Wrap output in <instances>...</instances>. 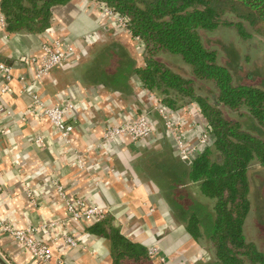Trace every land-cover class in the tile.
Segmentation results:
<instances>
[{
	"label": "trees",
	"instance_id": "1",
	"mask_svg": "<svg viewBox=\"0 0 264 264\" xmlns=\"http://www.w3.org/2000/svg\"><path fill=\"white\" fill-rule=\"evenodd\" d=\"M71 1L0 0L4 31L41 36L51 28L52 9ZM94 1L124 20L131 39H139L143 62L137 66L131 51L111 38L94 49L81 80L128 93L135 76L165 108L197 107V123L205 122L214 138L210 146L191 162L171 156L157 160L152 153L144 159L153 165L175 219L210 255L209 264H264V252L244 231L251 210L247 173L258 167L264 174V87L250 79L236 81L234 64H219L217 49L202 42L206 33L221 28L244 40L255 34L264 41V0ZM163 57H178L182 72ZM87 231L107 240L110 264L152 262L147 250L126 239L109 218Z\"/></svg>",
	"mask_w": 264,
	"mask_h": 264
},
{
	"label": "crops",
	"instance_id": "2",
	"mask_svg": "<svg viewBox=\"0 0 264 264\" xmlns=\"http://www.w3.org/2000/svg\"><path fill=\"white\" fill-rule=\"evenodd\" d=\"M87 34L93 37L91 42L84 40ZM46 38L73 42L76 53L71 61L55 66L41 80H36L35 65L29 61L40 59V45ZM111 38L128 48L137 66H141L143 59L136 54H142L135 49L133 39L111 28L89 0H72L54 7L51 28L41 36H8L0 30V62L12 68L13 76L8 90L0 93V104L9 108L12 115L9 122L0 116V130L5 127L0 132V218H8L23 229L52 219H65L63 199L54 185L57 181L66 198L84 196L105 209V218L111 219L112 225L132 243L146 250L156 246L164 261L151 264H209L210 255L175 219L160 191L161 181L153 177V165L144 159L152 153L157 160L166 156L179 160L155 112L150 115L159 135L147 145L124 141L122 148L110 146L109 152L107 147L92 149L104 124L129 120L133 113L150 110L157 102L154 94L140 87L135 76L130 78L128 93L81 80L82 67L94 49ZM2 84L0 76V89ZM25 87L39 95L45 104L54 106L68 99L75 102V109L68 116L74 126L69 145L47 121L26 113L30 98L23 92ZM183 111L177 112L186 117ZM190 113L189 125L183 127L185 136L194 133L191 124L197 120L198 114L194 110ZM36 136H41L44 142L36 144ZM77 154L82 155L84 170L77 166ZM25 186L35 202L27 197ZM67 228L76 238L77 246L69 248L59 240L54 241L50 246L52 257L46 264H110L107 240L90 234L88 228L77 222L69 221ZM56 231L54 228L53 232ZM35 236L48 241L40 233ZM0 255L8 264H40L9 237L0 240Z\"/></svg>",
	"mask_w": 264,
	"mask_h": 264
},
{
	"label": "built area",
	"instance_id": "3",
	"mask_svg": "<svg viewBox=\"0 0 264 264\" xmlns=\"http://www.w3.org/2000/svg\"><path fill=\"white\" fill-rule=\"evenodd\" d=\"M89 3L98 11L100 16L108 21L110 27L116 32H125L129 34L123 19L114 15L111 10L99 2L89 0ZM4 27V18L0 14V30H4ZM92 39L93 37L91 35L87 34L84 36L86 42H91ZM133 41L135 43V49L141 53L139 39L135 38ZM40 50L42 52L40 59L35 60L32 58L29 61L35 65L34 78L36 80H41L55 66L71 61L76 53V45L67 40L46 38V40L41 43ZM11 71L12 68L10 66L0 62V76L3 80L0 93L4 94L8 90V86L13 80ZM19 80L24 82L23 77H20ZM23 92L30 98L26 113L37 119L47 121L53 131L58 134L59 138L66 145H69L70 133L74 130V126L68 121V116L75 109V102L68 99L61 104L53 106L42 102L40 96L30 90L29 87H25ZM148 94L151 93L148 92ZM149 109L150 110L133 113L129 120H121L119 122L112 120L104 124L101 127L98 141L92 146V149L104 150L107 147V151L109 152L112 147L122 148L123 145H125L124 141H128L132 145H147L152 142L159 135V129L151 119V112H155L159 117L163 131L174 144L180 160L191 162L203 147L212 144L214 138L208 132L205 122L199 124L196 123V121H192L193 125L191 124V127L193 126L194 133L185 136L183 127L189 125V118L191 117L190 111L194 110L198 113V109L194 104L187 105L180 109L184 110L183 112L187 114L186 117L181 116V114L177 112L178 110L173 111L165 108L159 101ZM0 116L4 121L9 122V119L12 117L10 109L0 104ZM4 131L5 127L0 130L1 133ZM34 142L36 144H42L44 141L41 136H36ZM110 146L111 148L109 149ZM76 163L80 170L85 169L81 154L76 155ZM54 185L58 195L63 199V207L66 213L65 219H52L39 226L23 229L17 227L15 223L8 218H0V240L4 237L13 239L21 250L28 254L32 260L38 261L40 264H46L50 261L52 257L50 246L54 241L59 240L69 248H75L77 246L76 238L67 228V223L69 221L77 222L84 228H88L92 224L101 222L106 217V210L90 203L86 197L77 195L66 198L63 186L59 185L57 181L54 182ZM24 191L31 202H35L36 199L32 196L29 188L25 186ZM54 228L57 229L56 233L53 232ZM38 233L42 234L48 241L36 238L35 235ZM147 252L152 261L160 263L164 261L163 258L158 256V249L156 246L148 247Z\"/></svg>",
	"mask_w": 264,
	"mask_h": 264
},
{
	"label": "rangeland",
	"instance_id": "4",
	"mask_svg": "<svg viewBox=\"0 0 264 264\" xmlns=\"http://www.w3.org/2000/svg\"><path fill=\"white\" fill-rule=\"evenodd\" d=\"M247 31L252 34L249 28ZM202 42L217 49L219 64L228 67L224 63L227 60L234 64L236 81L250 79L252 84L264 87V41L260 37L252 34L249 39L244 40L233 29L221 28L216 32L206 33ZM136 56L143 59V55ZM163 60L182 72L183 65L178 57H163ZM155 97L158 102L160 97ZM247 178L251 190V210L246 218L244 231L247 238L264 252V174L260 168L254 167L248 171Z\"/></svg>",
	"mask_w": 264,
	"mask_h": 264
},
{
	"label": "water",
	"instance_id": "5",
	"mask_svg": "<svg viewBox=\"0 0 264 264\" xmlns=\"http://www.w3.org/2000/svg\"><path fill=\"white\" fill-rule=\"evenodd\" d=\"M0 264H8V262L0 255Z\"/></svg>",
	"mask_w": 264,
	"mask_h": 264
}]
</instances>
